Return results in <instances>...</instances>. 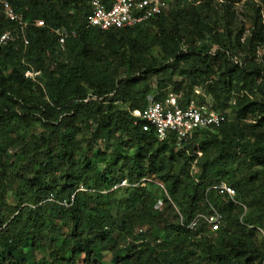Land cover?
<instances>
[{
    "label": "trees",
    "instance_id": "1",
    "mask_svg": "<svg viewBox=\"0 0 264 264\" xmlns=\"http://www.w3.org/2000/svg\"><path fill=\"white\" fill-rule=\"evenodd\" d=\"M5 1L27 26L0 8V35L19 36L0 45V264H105L106 254L111 264H261L264 0H246V34L230 25L242 0H172L149 22L108 30L86 26L90 0ZM56 28L70 34L63 48ZM197 88L209 101H197ZM169 93L225 120L176 149L135 116ZM221 182L248 216L231 213ZM64 198L67 207L56 202ZM212 207L218 230L186 229Z\"/></svg>",
    "mask_w": 264,
    "mask_h": 264
},
{
    "label": "built area",
    "instance_id": "2",
    "mask_svg": "<svg viewBox=\"0 0 264 264\" xmlns=\"http://www.w3.org/2000/svg\"><path fill=\"white\" fill-rule=\"evenodd\" d=\"M171 4L172 0H90L86 26L101 30L131 27L155 19L161 13L169 10ZM0 8L7 19L19 25L18 30L22 32L26 29L27 22L22 21L21 15L14 12L9 2L0 0ZM34 25L37 27L44 26V21L35 20ZM54 33L58 36L60 47L63 48L70 34L63 28H56ZM71 35L75 36V32H72ZM18 39L17 30L13 28L0 35V45L7 42L14 43ZM24 43L26 45L27 40H24ZM40 75V71L32 68H27L24 71V76L32 81H38ZM135 116L141 120L142 129L144 131L153 129L158 139L164 140L171 136L176 149L183 148L196 131L218 127L225 120L224 114L215 112L206 104H199L195 100H190L185 106H180L177 96L173 93H169L163 101H155L153 97H150L147 106ZM128 185V181L123 179L114 184L111 190ZM215 189L222 194H227L230 198L233 197V189L224 182L217 185ZM77 191L85 190L80 186ZM73 198L74 194L71 195L70 199L73 200ZM56 202L63 207L69 205L65 198L56 200ZM180 222L182 223V218ZM200 222L205 223L208 233L214 232L220 228L222 215L212 207L210 213H196L185 227L195 231ZM196 236H201V232ZM261 264H264V259Z\"/></svg>",
    "mask_w": 264,
    "mask_h": 264
},
{
    "label": "rangeland",
    "instance_id": "3",
    "mask_svg": "<svg viewBox=\"0 0 264 264\" xmlns=\"http://www.w3.org/2000/svg\"><path fill=\"white\" fill-rule=\"evenodd\" d=\"M216 2H220V0H215ZM248 1V0H247ZM246 0H242L238 3H236L233 6V10L235 12V18L231 21V26L233 28L234 33L237 31V29L239 30L240 28L242 30H244L245 34L247 33L248 28L250 27V17H251V9L249 8V3ZM258 1V0H255ZM187 4L193 2V0H186L185 1ZM172 7V5L170 6V8ZM263 16H264V12H263ZM244 34V35H245ZM209 42V41H207ZM215 47L212 48V51L214 50ZM154 55L157 57L158 61H160V55L161 53L157 50V48H154ZM241 56H244V53L241 51L239 53ZM257 54V59L261 60L264 56V48H258L256 51ZM175 81H181L182 78H180V76H175L174 77ZM197 92V93H196ZM195 93L197 94V101H209V97L205 96L203 92L200 91L199 88H197V90H195ZM178 96H181V94H178ZM104 144H101L99 147L103 148ZM129 147V150H132V146L130 144L127 145ZM196 167L194 165H192V171L193 173L196 171ZM59 179V177H58ZM60 180V179H59ZM160 189L164 190L163 185H160ZM231 202H232V208H231V213L236 215L239 220L245 218L246 216H248L249 213L252 212V208L250 209V207H247L245 204L241 203L238 200L234 199V195L232 198H230ZM254 228V239L253 242L257 245L260 244L261 239L264 240V229L260 228V227H255ZM115 236L118 239V244L120 246H122L124 244V241L120 238L119 235H117V233H115ZM105 264H111L110 263V255L106 254L105 255V259H104Z\"/></svg>",
    "mask_w": 264,
    "mask_h": 264
},
{
    "label": "clouds",
    "instance_id": "4",
    "mask_svg": "<svg viewBox=\"0 0 264 264\" xmlns=\"http://www.w3.org/2000/svg\"><path fill=\"white\" fill-rule=\"evenodd\" d=\"M174 94V93H173ZM175 95V94H174ZM196 172V171H195ZM234 195V194H233Z\"/></svg>",
    "mask_w": 264,
    "mask_h": 264
}]
</instances>
